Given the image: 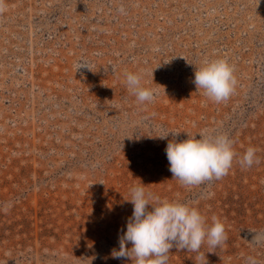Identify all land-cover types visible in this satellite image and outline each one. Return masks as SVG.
Here are the masks:
<instances>
[{"label": "rangeland", "instance_id": "rangeland-1", "mask_svg": "<svg viewBox=\"0 0 264 264\" xmlns=\"http://www.w3.org/2000/svg\"><path fill=\"white\" fill-rule=\"evenodd\" d=\"M3 5L0 264H134L112 252L133 213L130 190L141 182L153 198L188 203L209 225L213 216L225 225L222 245L205 242L199 253L174 246L167 264H248V257L264 264V244L252 242L264 231V0ZM175 5L173 17L178 12L192 22L197 59L191 52L177 56L195 48L177 41V24L137 28L144 7ZM134 41L148 51L132 53ZM218 58L234 66L237 81L220 103L194 83L196 68ZM81 62L90 69L77 70ZM127 72L155 90L151 102H138L128 90ZM201 132L227 134L237 156L221 179L183 185L173 178L166 146ZM249 146L260 162L246 168L239 160Z\"/></svg>", "mask_w": 264, "mask_h": 264}, {"label": "clouds", "instance_id": "clouds-1", "mask_svg": "<svg viewBox=\"0 0 264 264\" xmlns=\"http://www.w3.org/2000/svg\"><path fill=\"white\" fill-rule=\"evenodd\" d=\"M3 7V0H0V11ZM119 11L125 12L124 7L121 6ZM82 64L89 68L86 62H81L77 70ZM234 71V66L226 59L208 60L196 68L194 83L198 91L203 89L205 96L220 103L229 99L235 90L237 81ZM125 76L127 88L138 102H151L154 99L155 90L141 83L140 74L127 72ZM168 134L159 137L166 138ZM257 152L256 147L249 146L239 160L241 166L251 168L258 164ZM166 154L173 178L187 186L221 179L228 174L237 156L233 141L227 134L207 132L199 133V138L188 135L182 141L170 140ZM130 191L132 198L129 201L134 209L127 221L126 231L119 237V249L112 252L114 258L128 257L134 260V264H167L168 254L174 246L199 253L205 242L215 248L228 238L219 217L213 216L209 225L198 208L188 203L153 198L150 193L146 194L142 182ZM153 199L155 203L150 202ZM129 242L132 245L130 249L127 247ZM252 242L264 244V231L255 232ZM248 264H257V261L254 257H248Z\"/></svg>", "mask_w": 264, "mask_h": 264}, {"label": "built area", "instance_id": "built-area-1", "mask_svg": "<svg viewBox=\"0 0 264 264\" xmlns=\"http://www.w3.org/2000/svg\"><path fill=\"white\" fill-rule=\"evenodd\" d=\"M158 6H154V7H144L143 11H145V14H144V18L142 20V22L139 21L138 23V26L137 28H150L151 26L156 29L157 31H162L163 29H165L166 27H168V25H176L177 26L174 28L172 34L175 35V37H177V41L181 43V45L185 44V43H191L193 47L192 50L189 51V49L185 48L184 50L180 51L178 53L177 56H180V58H184L186 59L187 58V55H185L184 53H190V58L191 57H194L195 59H197V48H198V45L196 43V40H197V37H196V32L194 31H191L190 29V25H192V22L190 21H187L186 19L187 18H184L182 17V15H179V13L177 12L176 15L173 17V14L171 11L173 10H178L180 9V6L179 5H175L170 11H158ZM152 11V12H151ZM147 12V13H146ZM154 12H157L154 13ZM146 14H149V16H146ZM175 14V13H174ZM152 17V18H156L157 19V22H152L153 20L149 19V17ZM130 27H133V28H136L135 24L132 22L129 24ZM153 33L152 31H149V34ZM193 37H192V36ZM146 38L147 37H144V44H145V41H146ZM141 41H134L133 43H130V46L132 47L133 51L132 53L134 52L135 48L137 51H141L143 49L141 48H144L145 51H148L147 47H142V43ZM157 50H160L162 51V49H157ZM176 52V50H174V53ZM139 55V54H138ZM173 53H170L168 54V56H172ZM205 55V54H204ZM203 55V56H204ZM133 57H135V55H133ZM140 57V55H139ZM155 58L157 59L156 55H155ZM197 61V60H196ZM195 69V66H194V63H192L190 66H189V69L188 71H191L193 72Z\"/></svg>", "mask_w": 264, "mask_h": 264}]
</instances>
